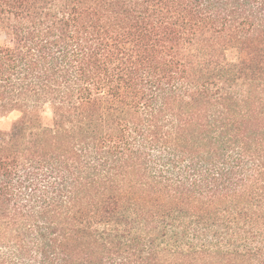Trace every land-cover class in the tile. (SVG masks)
<instances>
[{"label":"trees","instance_id":"1","mask_svg":"<svg viewBox=\"0 0 264 264\" xmlns=\"http://www.w3.org/2000/svg\"><path fill=\"white\" fill-rule=\"evenodd\" d=\"M0 32V264H264V0H0Z\"/></svg>","mask_w":264,"mask_h":264},{"label":"rangeland","instance_id":"2","mask_svg":"<svg viewBox=\"0 0 264 264\" xmlns=\"http://www.w3.org/2000/svg\"><path fill=\"white\" fill-rule=\"evenodd\" d=\"M5 41V36L3 33L0 32V45L3 44ZM228 56L230 59L235 60L237 58V52L235 50H231L228 52ZM20 114L18 112H14L6 117H2L0 118V125L4 126L7 125L10 121H12L13 119L17 118ZM43 117H44V121L45 123H50L51 120V112L48 108H46L43 112Z\"/></svg>","mask_w":264,"mask_h":264}]
</instances>
